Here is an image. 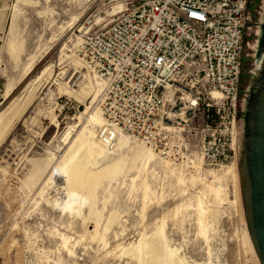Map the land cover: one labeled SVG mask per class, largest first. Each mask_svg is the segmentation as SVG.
<instances>
[{
	"label": "rangeland",
	"instance_id": "obj_1",
	"mask_svg": "<svg viewBox=\"0 0 264 264\" xmlns=\"http://www.w3.org/2000/svg\"><path fill=\"white\" fill-rule=\"evenodd\" d=\"M133 1L0 0V264H142L136 250L159 234L181 261L164 264H259L246 243L239 128L233 160L216 172L187 139L174 145L190 159L165 161L135 157L146 146L128 137L113 151L99 139L101 80L72 63V32L95 15L107 24ZM178 95L175 113L189 92ZM82 135L102 146L90 171L129 167L67 205L65 172L83 155Z\"/></svg>",
	"mask_w": 264,
	"mask_h": 264
},
{
	"label": "built area",
	"instance_id": "obj_2",
	"mask_svg": "<svg viewBox=\"0 0 264 264\" xmlns=\"http://www.w3.org/2000/svg\"><path fill=\"white\" fill-rule=\"evenodd\" d=\"M251 3L136 0L107 24L91 20L79 27L74 48L104 82L97 104L101 142L113 150L124 134L165 160H189L174 145L187 139L200 149L203 168L232 161ZM169 88L176 90L174 107L181 92L193 99L182 117L167 113Z\"/></svg>",
	"mask_w": 264,
	"mask_h": 264
},
{
	"label": "water",
	"instance_id": "obj_3",
	"mask_svg": "<svg viewBox=\"0 0 264 264\" xmlns=\"http://www.w3.org/2000/svg\"><path fill=\"white\" fill-rule=\"evenodd\" d=\"M237 126L245 220L259 264H264V0H255L248 14Z\"/></svg>",
	"mask_w": 264,
	"mask_h": 264
},
{
	"label": "bare ground",
	"instance_id": "obj_4",
	"mask_svg": "<svg viewBox=\"0 0 264 264\" xmlns=\"http://www.w3.org/2000/svg\"><path fill=\"white\" fill-rule=\"evenodd\" d=\"M94 21L97 24H103V20H101L100 18H97L96 15H95ZM80 24H81V22L77 23L76 26L74 27V29L79 27ZM74 29H73V32H72L73 33V38L72 39L74 41V47H75L76 46V42H75V39H74ZM74 52H75L77 57L75 58V56H74L75 54L72 56V58H73L72 59V63L74 64V66L78 70H81L83 68V66L86 65V62L82 59L81 56L78 55V53L76 52L75 48H74ZM87 68L89 69L88 65H87ZM93 85L94 84H93L92 81H89V83L87 82V89L88 90H87L86 93H89V92H91L93 90V87H92ZM98 85L100 86V90H98V91H101V93H102V91L104 89L103 80H101V82L98 81ZM67 92L71 93L72 91L71 90H67ZM175 92H176V90L174 88H169L168 91H167V97H168L167 99L170 102V104L173 103V101L175 99ZM214 94L218 95L219 93L214 92ZM184 100H185L186 103H188L189 101H191L193 99L190 97V95H185L184 96ZM96 108H98V105L96 106ZM177 110L179 111L180 109H177ZM182 110H184V108H182ZM98 111H99V113H96L95 117H98L100 119V118H102V116L100 114L99 108H98ZM167 113L170 116H176L177 118H179V117H182V116L185 115V110L182 111L181 113H175V111H173L172 108H168ZM100 124H98V126ZM123 137L124 138L125 137L130 138L127 135L120 134L119 137H118V141H117V147L115 149L118 148L119 141ZM130 139H132V138H130ZM133 140H135V141L141 143L142 145L146 146L144 148L142 147V149L138 148V150H137V152L135 154V157H138V156L145 157V156H147V157L150 158V156L152 154H155L158 158H160L161 160H164L163 158L159 157L158 154L154 150H152L149 146L143 144L142 142H140V141H138L136 139H133ZM100 144H101L100 141L97 143L95 141L89 140V138L85 137L84 135H82L80 137L79 145H80V147L83 148V151H84L83 155L81 157H79V158L77 157L78 160L69 167V170L67 172H65V174L70 178V188H71V192L68 194V201H66L67 205L70 204L71 202L85 201V200L89 199L90 196L96 191L98 186L103 182V180L106 178V176L109 173L117 171L121 167H124V168L127 167V163H125L122 160L120 162H116V163H113L112 165H109L108 167H106L103 170L90 171L89 166L96 164V161H95L96 160L95 159L96 151H99L100 149L102 150V146ZM115 149H113V150H115ZM108 150L109 151H113V150H110V149H108ZM79 154H81V152ZM201 161H203V158L201 159ZM201 165H202V162H201ZM228 165L222 166V168L220 170L226 168ZM197 167H198V169H200L201 166L199 167V165H198ZM232 168L233 169H231V170L229 169L230 171L228 173L233 175V177L235 178L236 184L238 186V182L239 181H238V175H237V170L238 169H236L237 168V164H235L234 167H232ZM207 171L216 172V171H213V170H207ZM81 191H84V193H86V196L84 195L85 197L82 196V194H81L82 192ZM244 227L246 228V224L244 225ZM249 237H250V235H249ZM249 237H247L246 243L249 245L250 250L253 252V248L254 247H252L253 244H251L252 241L250 242L251 239H249ZM150 240L143 241V243L141 245L142 248H140L141 250L140 251L136 250V252H135V255L142 259V264H162V263L164 264L166 261L168 262L169 260L175 261L176 263L177 262L178 263L181 262L178 257H175L174 253L169 252L168 242H167L166 238L162 234H159L157 237L153 238V240H151V241Z\"/></svg>",
	"mask_w": 264,
	"mask_h": 264
},
{
	"label": "flooded vegetation",
	"instance_id": "obj_5",
	"mask_svg": "<svg viewBox=\"0 0 264 264\" xmlns=\"http://www.w3.org/2000/svg\"><path fill=\"white\" fill-rule=\"evenodd\" d=\"M251 88H253V85H252V87H251ZM251 90H252V89H249L247 94H249V92H250ZM244 118H245V115H244Z\"/></svg>",
	"mask_w": 264,
	"mask_h": 264
}]
</instances>
